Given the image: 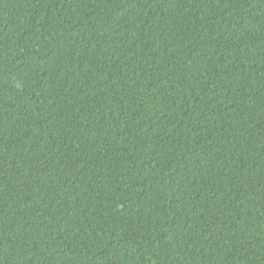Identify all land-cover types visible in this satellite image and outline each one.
I'll use <instances>...</instances> for the list:
<instances>
[{
    "label": "trees",
    "instance_id": "obj_1",
    "mask_svg": "<svg viewBox=\"0 0 264 264\" xmlns=\"http://www.w3.org/2000/svg\"><path fill=\"white\" fill-rule=\"evenodd\" d=\"M0 264H264V0H0Z\"/></svg>",
    "mask_w": 264,
    "mask_h": 264
}]
</instances>
